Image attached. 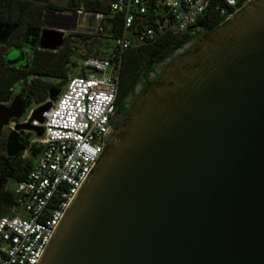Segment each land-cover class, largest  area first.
Segmentation results:
<instances>
[{"label": "water", "instance_id": "water-1", "mask_svg": "<svg viewBox=\"0 0 264 264\" xmlns=\"http://www.w3.org/2000/svg\"><path fill=\"white\" fill-rule=\"evenodd\" d=\"M75 19L44 11L37 47L57 49ZM192 36L105 129L33 264H264V0ZM60 91L13 124L6 149L18 131L43 134L41 114ZM31 103H0V136Z\"/></svg>", "mask_w": 264, "mask_h": 264}, {"label": "built area", "instance_id": "built-area-1", "mask_svg": "<svg viewBox=\"0 0 264 264\" xmlns=\"http://www.w3.org/2000/svg\"><path fill=\"white\" fill-rule=\"evenodd\" d=\"M247 1L106 0V12L83 6L75 10V23L80 14L89 13L95 21L93 28L82 30L87 37L80 43L112 41L113 46L109 51H85L82 68L92 72L66 78L56 100L41 114L43 134L28 139L22 156L31 145L39 150L26 178L17 181L12 203L0 214V264L34 263L78 183L103 151L102 136L111 127L115 110L122 53L163 34L202 33L205 21L221 24Z\"/></svg>", "mask_w": 264, "mask_h": 264}, {"label": "trees", "instance_id": "trees-1", "mask_svg": "<svg viewBox=\"0 0 264 264\" xmlns=\"http://www.w3.org/2000/svg\"><path fill=\"white\" fill-rule=\"evenodd\" d=\"M69 9L49 4L43 0H0V103L7 102L12 95V87L18 82H26L35 104L43 102L49 88H60L66 80L65 63L70 54L76 50V44L85 40L87 35L72 31L63 37V43L55 50L37 47V33L41 26L44 11L65 12L76 10L79 6L72 1ZM80 6L87 11L106 12V0H82ZM204 32L214 30L219 23L213 19L205 21ZM193 36L184 34H163L155 41L130 48L122 53L118 72V89L115 106L124 107V99L132 94L137 83L154 74L156 65L162 62L173 51L181 48ZM10 50H16L15 57H8ZM45 78L56 79L52 83ZM32 132H25L21 142L6 149L5 140L0 136V181L14 178L20 181L26 178L32 160L38 148L31 145L26 156L22 151L27 147ZM23 147L15 152L13 148ZM12 148V149H11ZM10 154V155H9ZM5 184V183H4ZM0 186V214L13 201V194Z\"/></svg>", "mask_w": 264, "mask_h": 264}, {"label": "rangeland", "instance_id": "rangeland-1", "mask_svg": "<svg viewBox=\"0 0 264 264\" xmlns=\"http://www.w3.org/2000/svg\"><path fill=\"white\" fill-rule=\"evenodd\" d=\"M49 4L60 6V7H65L69 9L72 4V1H75V3L80 6L82 0H43ZM65 12H70V10H66ZM55 22L54 18H52V22ZM61 25V24H60ZM95 25V21L93 19L92 14H87V15H79L76 23V29L74 31L77 32H82V30H85L86 28H93ZM69 32L68 31H63V35H67ZM101 41L99 40H90L88 42H83V43H77L76 47L78 48L77 50L73 51L70 56L68 61L65 63V70H66V78L71 77V76H77L84 72L85 74H90L92 71L88 67L82 68V57L84 56L85 51L91 52L92 50L94 51H100L101 49H104L105 51H109L111 47L113 46V42L109 41L108 45L105 44H100ZM188 44V43H187ZM185 44L183 48L187 45ZM182 48V49H183ZM179 49L177 50L174 54H172L168 59H166L164 62H161L159 65H157V70H163L164 67L172 62L173 58L182 50ZM18 52L16 50H10L8 53V57H15ZM97 75V74H96ZM47 81L55 83L57 82L56 79L53 78H45ZM28 81V79L25 80V84ZM65 84V80H63L61 87L63 88ZM15 84L12 87V91L15 89ZM140 88L139 86L136 87ZM12 96V95H11ZM11 98V97H10ZM6 103V102H5ZM35 106L34 103H32L29 108L27 109L26 113ZM25 114L22 115L21 118L16 120V122H20L22 118L25 116ZM7 131H5V134ZM4 134V135H5ZM2 136V135H1ZM25 155V154H24ZM17 186V181L14 178H8L5 184L3 185L4 190L13 193L15 188Z\"/></svg>", "mask_w": 264, "mask_h": 264}, {"label": "flooded vegetation", "instance_id": "flooded-vegetation-1", "mask_svg": "<svg viewBox=\"0 0 264 264\" xmlns=\"http://www.w3.org/2000/svg\"><path fill=\"white\" fill-rule=\"evenodd\" d=\"M44 24H50V16H45ZM161 73H162V71L161 70H157V65H156V72L154 74H151L144 81L145 83H141V82L137 83L135 85V87H134L133 93L126 96V98L124 99V102H125L124 107L123 108H118V107L115 106V111H114V115H113V121L114 122H113V125L111 124L112 128L115 125H117L119 122H122L126 117H128L131 114L132 107H133V104H134V101H135L134 98H136V96H137L136 87L139 86L140 87L139 91H141L146 85L151 84V83H155L160 78ZM15 94H18L21 97L28 96L31 99L32 103H34L33 100H32L33 99L32 95L30 94L29 89H28V87L26 86V84L24 82H18L16 84L15 89L12 92V96L15 95ZM25 118H26V114L22 118L21 121H24ZM15 122H16L15 120H11L6 126L3 127L1 135L4 138V140H5V137H6L7 133H8V131L10 130V126L13 125ZM5 131H7L6 134H5ZM24 133L25 132L21 133V131H18L17 134H15L13 136V141H12L13 145L17 146L16 143H15L16 140H17L16 142H19V143L21 142V139L23 138ZM13 149L15 150V148H13Z\"/></svg>", "mask_w": 264, "mask_h": 264}, {"label": "crops", "instance_id": "crops-1", "mask_svg": "<svg viewBox=\"0 0 264 264\" xmlns=\"http://www.w3.org/2000/svg\"><path fill=\"white\" fill-rule=\"evenodd\" d=\"M63 13H68V12H63ZM52 18H54L55 22L54 21L52 22ZM63 19H66V18H64V17L55 18V17L50 16V25H60L61 24V26H64V25L68 24ZM69 23H70V21H69ZM75 29H76V26H75Z\"/></svg>", "mask_w": 264, "mask_h": 264}]
</instances>
